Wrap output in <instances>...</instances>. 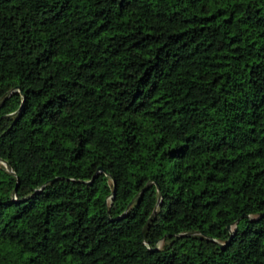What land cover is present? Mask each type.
Returning a JSON list of instances; mask_svg holds the SVG:
<instances>
[{"label": "trees", "instance_id": "1", "mask_svg": "<svg viewBox=\"0 0 264 264\" xmlns=\"http://www.w3.org/2000/svg\"><path fill=\"white\" fill-rule=\"evenodd\" d=\"M263 214L264 0H0V264H264Z\"/></svg>", "mask_w": 264, "mask_h": 264}, {"label": "water", "instance_id": "2", "mask_svg": "<svg viewBox=\"0 0 264 264\" xmlns=\"http://www.w3.org/2000/svg\"><path fill=\"white\" fill-rule=\"evenodd\" d=\"M4 164L6 165V167H7V169H8V171H10V172H12L11 171V168L8 166V164L6 163V162H4ZM96 176V174H94V176H93V178ZM90 183V182H89ZM149 185H147L146 187H148ZM158 198H160V193L158 192ZM134 199V198H133ZM264 215V214H263ZM262 215V216H263Z\"/></svg>", "mask_w": 264, "mask_h": 264}]
</instances>
